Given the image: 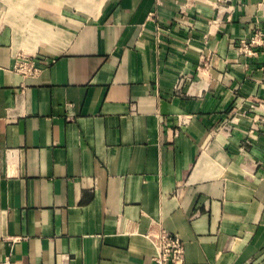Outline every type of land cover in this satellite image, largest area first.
<instances>
[{
	"label": "crops",
	"instance_id": "crops-1",
	"mask_svg": "<svg viewBox=\"0 0 264 264\" xmlns=\"http://www.w3.org/2000/svg\"><path fill=\"white\" fill-rule=\"evenodd\" d=\"M157 227L264 264V0H0V260L155 264Z\"/></svg>",
	"mask_w": 264,
	"mask_h": 264
},
{
	"label": "built area",
	"instance_id": "built-area-1",
	"mask_svg": "<svg viewBox=\"0 0 264 264\" xmlns=\"http://www.w3.org/2000/svg\"><path fill=\"white\" fill-rule=\"evenodd\" d=\"M262 33H257L251 39L252 43H256ZM28 65L27 61L19 64L21 69ZM148 237L157 247V253L154 256L155 264H184V245L179 236L175 233L167 231L165 228L157 227L147 233ZM0 264H22L18 261L9 259L8 257L0 260Z\"/></svg>",
	"mask_w": 264,
	"mask_h": 264
}]
</instances>
